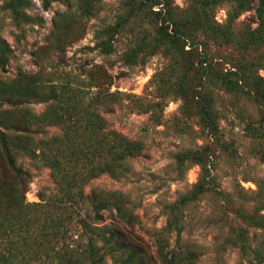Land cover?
<instances>
[{
	"label": "rangeland",
	"instance_id": "rangeland-1",
	"mask_svg": "<svg viewBox=\"0 0 264 264\" xmlns=\"http://www.w3.org/2000/svg\"><path fill=\"white\" fill-rule=\"evenodd\" d=\"M6 1L0 0V38L8 46L0 80L11 79L18 72L39 73L42 80H66L85 87L93 76L105 101L101 116L106 127L142 142L141 152L129 159L127 172L92 177L83 191L120 193V203L131 217V238L140 246L143 264H159L154 258L158 238H164L163 251L178 249L177 245L185 242L191 244L195 250L193 264H264V226H252L249 218H239L235 213L240 209L243 215L264 220V97L256 93L264 87V80L257 76L264 77V10L256 9L258 0L242 6L233 0H206L203 5L200 0H166L173 19L186 17L191 7L201 10L200 17L192 20L196 24L193 42L199 43V48L187 50L185 44L181 50V41L175 44L168 37L153 47L158 19L140 11L131 14L114 34L109 53L94 45V32L124 17L128 0H92L94 13L83 17L77 15L78 0H24L27 3L18 4L17 11L6 7ZM70 17L72 34L62 50H56L51 44L52 31L63 18ZM139 43L141 50H131ZM202 56L212 57L200 94L205 92L210 97L219 139L211 172L216 188L227 193L229 200L204 193L190 201L176 239L173 231L164 230V209L191 191L199 167L189 163L177 174L175 155L210 144L196 114L198 104L190 95V86L201 72L195 66L185 72L181 91L176 83L186 68L185 59L195 65ZM236 75L241 76L234 84L236 91L226 90L217 78L235 82ZM45 104L29 101L25 106L39 113ZM60 131L57 125H46L35 136ZM15 163L30 173L26 201H38V192H53L47 166L20 152L15 154ZM86 208L92 217L87 204L82 213ZM125 210L121 214L103 210L100 222L119 220ZM236 228L245 229L238 244L220 245Z\"/></svg>",
	"mask_w": 264,
	"mask_h": 264
},
{
	"label": "trees",
	"instance_id": "trees-1",
	"mask_svg": "<svg viewBox=\"0 0 264 264\" xmlns=\"http://www.w3.org/2000/svg\"><path fill=\"white\" fill-rule=\"evenodd\" d=\"M233 1L242 6L248 4L249 0ZM204 2L206 0H200L199 4L203 5ZM23 3L24 0H7L6 7L17 11V5ZM126 5L128 10L124 17L94 32V45L99 46L103 53L112 50L111 41L121 25L131 14L140 11H148L158 19L153 47L160 46L166 37L173 43L180 40L181 50L185 44L187 50L200 47L199 43L193 42L192 35L196 26L192 20L200 17L201 12L197 7L189 8L186 17L173 19L166 0H128ZM77 8V15L81 17L95 11L92 0H78ZM256 9L260 12L264 10V0L257 1ZM71 20L72 17L63 18L52 31L51 44L54 49L62 50L68 42L72 34ZM147 44L148 47L151 45L150 42ZM142 48L143 45L139 43L131 50ZM7 51L6 42L0 38V70L5 69ZM132 54L134 52L128 56ZM211 62L212 57L202 56L194 65L186 58V68L176 83V89L181 91L185 72L193 66L201 72L190 86V95L198 104L196 114L210 140V144L175 155L177 174L189 163L199 167L198 178L191 191L179 195L164 209V230L173 231L176 239L182 230L183 211L190 201L204 193L217 194L224 202L229 200L227 193L216 188L211 172L219 139L210 111V97L208 99L205 92L204 96L200 94L205 83L204 73L209 70ZM257 76L264 80L263 76ZM217 78L226 90L236 91L234 84L241 76L236 75L235 82ZM90 86L95 88L91 89ZM96 87L93 76L85 87L66 80H42L39 73L18 72L11 79L0 80V103L6 104L5 108L0 107V264L144 263L140 258L138 242L131 238V217L120 203V193L95 189L89 193L83 191V185L92 177L103 173L123 175L129 170V159L138 155L143 146L140 140L106 127L101 116L105 101ZM256 93L264 97V87L257 89ZM29 101H43L46 104L41 112L34 113L25 106ZM46 125H57L61 131L36 137L38 129ZM17 152L29 155L35 162L50 169L54 183L51 194L38 192V201L25 200L30 173L15 163ZM85 204L92 217L87 208L82 213ZM103 210H115L118 214L125 210V213L120 215L119 220L101 223L100 213ZM235 213L239 218H249L252 226H264V220L243 215L240 209H236ZM234 230L229 231L220 245L238 244L245 229ZM162 241L164 238H158L154 257L159 264H193L195 250L191 244L185 242L177 245L178 249L163 251Z\"/></svg>",
	"mask_w": 264,
	"mask_h": 264
}]
</instances>
